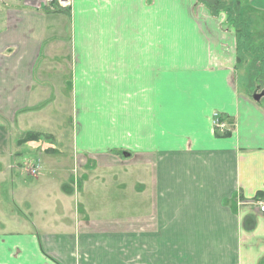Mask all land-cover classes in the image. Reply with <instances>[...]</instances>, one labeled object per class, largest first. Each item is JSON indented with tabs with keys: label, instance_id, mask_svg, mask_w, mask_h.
I'll return each mask as SVG.
<instances>
[{
	"label": "crops",
	"instance_id": "obj_1",
	"mask_svg": "<svg viewBox=\"0 0 264 264\" xmlns=\"http://www.w3.org/2000/svg\"><path fill=\"white\" fill-rule=\"evenodd\" d=\"M9 1L0 123L32 129L37 109L64 99L72 167L60 190L51 175L12 179L0 264H264V108L245 91L256 67L233 18L199 0H69L64 12ZM239 1L264 36V0ZM59 141H19L44 153L38 176ZM25 155L0 149V179Z\"/></svg>",
	"mask_w": 264,
	"mask_h": 264
},
{
	"label": "rangeland",
	"instance_id": "obj_2",
	"mask_svg": "<svg viewBox=\"0 0 264 264\" xmlns=\"http://www.w3.org/2000/svg\"><path fill=\"white\" fill-rule=\"evenodd\" d=\"M233 0H226V2L224 3V7L226 14L228 16H230L231 18L234 19V10L236 9L232 2ZM13 3H10L9 0H0V35L3 36H8L10 34V32L7 31L8 28V23L6 20V14H7V10L10 8H6V5H10ZM229 10V11H228ZM224 11V10H223ZM222 13V12H220ZM225 13V12H224ZM215 15V14H214ZM238 13V17H239ZM244 15V14H243ZM246 15V14H245ZM242 16V15H241ZM244 17V16H242ZM245 25H243L244 27ZM249 29V27H248ZM248 33L249 35H247V39L249 41H246L249 43H258L257 39L258 38H262V40L264 41V36L260 35V36H254L251 28L249 29ZM246 42V43H247ZM247 43V44H248ZM245 53V51H244ZM257 53V52H255ZM251 54L249 56V59L246 58L245 59V63L246 66H249V68H251ZM263 72H256V74H262ZM260 75V76H261ZM263 77V76H261ZM252 78H255V76H252ZM37 76H36V82H38L37 80ZM43 81V80H40ZM240 83L245 84L246 83V78H242L240 79ZM249 85L248 82L246 83L245 86V91L247 90L249 93H251L248 89ZM55 92L50 93L51 97H55ZM49 95V93L47 94ZM62 95L66 98V100L68 101L67 92H62ZM50 101H52L51 99H49ZM260 105L263 106L264 108V98L261 99L260 101ZM37 112L35 114L32 115V119L35 117L36 119H34L32 121V119L30 120L29 124L34 123L32 129L27 128L28 122L26 121L25 123L22 122V120H27V119H21L18 125H14L13 121L10 118L5 117L3 121V123H0V149H11L12 150H16V151H22L25 152L26 155L25 157L30 154V156L28 157V159L26 161H24L23 164L18 165L17 163L14 164L15 168L12 171H8L6 174H4V179L1 180L0 179V218L3 215V218L6 219V217L9 214L13 213V204H12V199H13V194L12 191L15 188L14 183L12 182V179L14 178H18V181L16 183L21 184L23 186L28 187L29 185H33V183H36L38 180H41L42 177L41 175H51L50 177L53 179L55 177V181H59V190L60 188L62 189V185L66 184V180L68 177V172L70 170V168L72 167V161L70 160V156H71V148H72V135H71V128H72V118H73V114H72V109L71 106L68 105L66 103V101L64 99L62 100H56V101H52V103H48L47 107L43 110V109H37ZM40 112V113H38ZM34 116V117H33ZM74 120V119H73ZM23 125L26 127L24 128ZM17 126H19V130L17 128ZM22 128L24 129H30V130H26L22 132ZM35 134L34 140H29L26 141L24 140V142H30V144H39V146H37L38 148H54V145L56 141H59V135L60 133H62V135L64 136V141H59L60 143H58L60 146V148L56 147V150L60 151V154H58V151H49L53 152L52 154V158H56L58 163H56V165L54 167L48 166L47 167V171L44 172V170L40 173V175L38 176V171L36 173L35 176H38L37 179H35V176L32 175L30 173L29 170L33 169L36 165V161L38 159V155L41 152V149H35V148H31L26 146L25 143H19V141L23 140V137L26 134ZM32 138V137H31ZM66 138V140H65ZM67 138H69V141L67 140ZM33 139V138H32ZM56 139V141L54 142V140ZM33 146V145H32ZM45 149V150H47ZM44 154V153H42ZM57 156V157H56ZM40 159V157H39ZM35 161V162H34ZM21 163V162H19ZM45 164V163H44ZM43 165V163H42ZM17 168V169H16ZM41 170V169H40ZM39 170V172H40ZM3 173H0V177ZM76 176V173H74ZM78 177V176H76ZM27 192V191H26ZM25 192V193H26ZM55 194L58 195V191L54 192ZM19 206V205H18ZM71 207L73 208V200H71ZM16 212L22 211L24 212L23 208L21 206H19V208H15ZM111 211V207L109 206V203L106 204V208H104V212L102 211L101 213H109ZM25 214V213H24Z\"/></svg>",
	"mask_w": 264,
	"mask_h": 264
},
{
	"label": "trees",
	"instance_id": "obj_3",
	"mask_svg": "<svg viewBox=\"0 0 264 264\" xmlns=\"http://www.w3.org/2000/svg\"><path fill=\"white\" fill-rule=\"evenodd\" d=\"M201 3H203V5L210 10V12L214 15H219V13L225 12V8L224 7V3L226 2V0H199ZM234 6H235V10H234V19H233V26L235 28V32L238 34L239 37L243 38L244 41H246L247 39V35H249V29H248V25H247V21H246V17H241V15H239L238 17V13H239V9H240V1L239 0H233L232 2ZM51 7H53V11L54 12H59L62 11L63 9L58 6V4L56 3V0H51V2L49 3ZM224 10V11H223ZM229 11V10H228ZM64 12V10H63ZM243 25H245L243 27ZM247 41H249L247 39ZM246 41V42H247ZM257 52V53H255ZM251 54V68L252 67H256L254 69L253 72L250 73L249 77H248V85H249V89H251V93L257 89H264V75H261L263 77H261L259 74H256V72H259L258 69H260V72H263L262 74H264V41L260 40L258 43H251L249 42L248 44H246L245 47V53L244 56L245 58L249 59V56ZM252 76H255V78H252ZM216 133L218 135H225V136H229L230 132L226 131L224 133H220L219 131H216ZM35 134H26L23 137V141H29V140H34ZM33 139H32V138ZM259 196H263L264 192H258Z\"/></svg>",
	"mask_w": 264,
	"mask_h": 264
},
{
	"label": "water",
	"instance_id": "obj_4",
	"mask_svg": "<svg viewBox=\"0 0 264 264\" xmlns=\"http://www.w3.org/2000/svg\"><path fill=\"white\" fill-rule=\"evenodd\" d=\"M264 97V90L258 94H253L252 98L255 100V101H259L260 98Z\"/></svg>",
	"mask_w": 264,
	"mask_h": 264
},
{
	"label": "built area",
	"instance_id": "obj_5",
	"mask_svg": "<svg viewBox=\"0 0 264 264\" xmlns=\"http://www.w3.org/2000/svg\"><path fill=\"white\" fill-rule=\"evenodd\" d=\"M60 2H61V4L64 5V4H66L68 2V0H60ZM31 172L34 174L35 170H32ZM259 209H260V211L264 212V204H261Z\"/></svg>",
	"mask_w": 264,
	"mask_h": 264
}]
</instances>
